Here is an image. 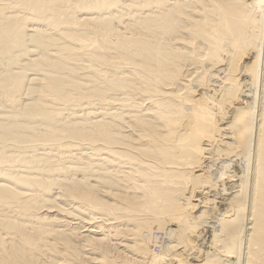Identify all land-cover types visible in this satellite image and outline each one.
Returning a JSON list of instances; mask_svg holds the SVG:
<instances>
[{"label":"bare ground","instance_id":"6f19581e","mask_svg":"<svg viewBox=\"0 0 264 264\" xmlns=\"http://www.w3.org/2000/svg\"><path fill=\"white\" fill-rule=\"evenodd\" d=\"M0 264H264V0H0Z\"/></svg>","mask_w":264,"mask_h":264},{"label":"rangeland","instance_id":"374dc122","mask_svg":"<svg viewBox=\"0 0 264 264\" xmlns=\"http://www.w3.org/2000/svg\"><path fill=\"white\" fill-rule=\"evenodd\" d=\"M216 206H214V208H215ZM213 207L212 208H209L210 209V212H208V215L206 216V218L204 219V222H200V225H198L199 226V231H201V232H203L202 233V237H201V235L198 237V236H196V238L197 239H192V241L194 242V245H195V247H197V246H199V247H201L200 249L201 250H206V251H203V252H207L208 251V248L211 246V239L212 238H214V237H216V236H218V227L216 226V221H215V218H217L219 215H217V213H216V208L214 209ZM214 209V210H213ZM213 212L215 213V214H213ZM210 215H212V216H217V217H215V218H213L212 216H210ZM209 216V217H208ZM208 218V219H207ZM214 219V221H212ZM210 220V221H209ZM207 222H208V224H207ZM214 222V223H213ZM204 224V225H203ZM207 225H209V226H207ZM155 226V227H154ZM153 226V228H152V230H151V235H150V238H149V241H148V243H149V248H150V250H151V252H152V254L154 255V256H159V258H162V256H163V258H164V256L165 257H168V256H170V255H172V254H175L174 253V250H176L177 249V247H179V251L177 250L176 251V253L177 252H179V255L181 256H184V257H182V260H187V258L186 257H188V255H189V258H188V260H190L191 259V256H190V254H188V253H186L187 252V250H184L183 249V244H182V241L179 239H176V238H178L177 237V234H172L171 232H168V230H167V228L164 226V228H162V226H160V228H158V226L155 224ZM202 226V227H201ZM162 228V229H161ZM200 228H202V229H200ZM167 230V231H166ZM207 230V234H206V231ZM163 231H164V233H163ZM167 232V233H166ZM171 233V234H170ZM205 233V234H204ZM169 234H170V237H169ZM203 234L206 236H203ZM217 234V235H216ZM166 235V236H165ZM174 235V236H173ZM208 235V236H207ZM216 235V236H215ZM152 237V238H151ZM171 237H173V238H171ZM202 239H201V238ZM199 238H200V241H199ZM207 238V239H206ZM167 239V240H166ZM169 239H171L172 241H170ZM175 240V241H174ZM177 240V241H176ZM211 240V241H210ZM169 241H170V243H169ZM181 241V242H180ZM198 241V242H197ZM173 242V243H172ZM196 242H197V244H196ZM202 244H201V243ZM205 242V243H204ZM198 243L200 244V245H198ZM210 243V245L208 246V244ZM165 244V245H164ZM168 244V245H167ZM170 244V245H169ZM175 244H178V245H175ZM203 244H205V246L203 245ZM207 244V245H206ZM153 245V246H152ZM171 245H175V249L173 248V246H171ZM197 245V246H196ZM169 246V247H168ZM180 246H181V249H180ZM204 246V247H203ZM165 248H166V250H167V252H166V250H165ZM167 248H169V249H167ZM204 248V249H203ZM182 249H183V251H182ZM199 248H197V249H194V251H197ZM169 250V251H168ZM180 250H181V254H180ZM186 251V252H185ZM166 252V253H165ZM184 253V254H183ZM194 253H196V252H194ZM169 254V255H168ZM185 254H188V255H185ZM167 255V256H166ZM156 256V257H157ZM183 258H186V259H183Z\"/></svg>","mask_w":264,"mask_h":264}]
</instances>
